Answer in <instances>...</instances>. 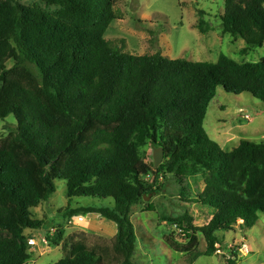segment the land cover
<instances>
[{"label": "trees", "instance_id": "trees-1", "mask_svg": "<svg viewBox=\"0 0 264 264\" xmlns=\"http://www.w3.org/2000/svg\"><path fill=\"white\" fill-rule=\"evenodd\" d=\"M43 1L54 9L0 0V119L13 115L18 125L0 141V264H34L27 232L45 221L33 210L58 180L69 200L113 201L75 212L112 222L116 236L66 239L59 226L46 235L64 251L55 264H135L132 210L161 190V180L174 182L184 202L215 211L202 227L187 212L176 220L184 241L174 233L166 240L191 264L218 251L219 233L255 226L264 214V143L243 140L224 151L204 121L218 88L264 104V58L239 63L220 55L211 63L134 55L123 51L124 40L105 37L122 0ZM222 2L223 33L251 50L263 47L264 0ZM198 29L207 32L203 19ZM147 147L163 148L158 168L147 161ZM232 254L227 264L237 263Z\"/></svg>", "mask_w": 264, "mask_h": 264}, {"label": "rangeland", "instance_id": "rangeland-1", "mask_svg": "<svg viewBox=\"0 0 264 264\" xmlns=\"http://www.w3.org/2000/svg\"><path fill=\"white\" fill-rule=\"evenodd\" d=\"M25 5H38L51 11L43 0H18ZM116 10L120 15L113 21L105 37L108 40H124L123 51L134 55L161 53L175 60L216 63L225 55L239 63H255L264 58V46L250 49L241 38L234 39L222 30L220 14L224 11L222 0H122ZM204 13V14H201ZM200 19L208 25L206 33L198 29ZM9 65L12 66V63ZM17 122L13 115L0 119V141L17 134ZM204 129L218 142L224 151H232L243 140L264 143V104L249 94L232 95L218 88L216 97L209 103ZM155 149H145L148 162H154ZM161 190L147 196L145 202L136 205L131 214L136 228L137 249L135 264H191L182 254L175 253L167 244L169 236L181 239L176 220L187 212L194 225H207L214 216V209L184 202L178 187L171 180H161ZM56 192L49 200L33 210L35 219L44 220L42 229L28 231L36 246L28 251L34 264H55L64 257L62 245L53 247L43 240L47 232L54 236L61 226L64 237L86 240L90 243L112 240L116 235L112 222L96 214L78 216L80 207H109L113 201L67 196L65 181L55 182ZM75 212V213H74ZM82 218L89 220L85 222ZM239 223V222H238ZM240 225L242 223H239ZM221 242L212 256H202L194 264H227L238 253L236 264H264V214L250 229L239 225L229 232L219 233ZM200 251H206L203 236L199 235ZM246 248L247 252L243 249Z\"/></svg>", "mask_w": 264, "mask_h": 264}, {"label": "water", "instance_id": "water-1", "mask_svg": "<svg viewBox=\"0 0 264 264\" xmlns=\"http://www.w3.org/2000/svg\"><path fill=\"white\" fill-rule=\"evenodd\" d=\"M163 160H164V150H163V148H159V149L155 150V152H154L155 168H158L162 164ZM243 251L247 252V249L244 248Z\"/></svg>", "mask_w": 264, "mask_h": 264}, {"label": "built area", "instance_id": "built-area-1", "mask_svg": "<svg viewBox=\"0 0 264 264\" xmlns=\"http://www.w3.org/2000/svg\"><path fill=\"white\" fill-rule=\"evenodd\" d=\"M82 220L85 221V222H88V223H89V220H87V219L82 218ZM239 223H243V221H242V220H239ZM43 241H44L45 243H47L46 238H45ZM28 244H29V246H36V245H37V242H36L35 239L32 238V239H29ZM217 245H218V244H217Z\"/></svg>", "mask_w": 264, "mask_h": 264}, {"label": "crops", "instance_id": "crops-1", "mask_svg": "<svg viewBox=\"0 0 264 264\" xmlns=\"http://www.w3.org/2000/svg\"><path fill=\"white\" fill-rule=\"evenodd\" d=\"M116 236V235H115Z\"/></svg>", "mask_w": 264, "mask_h": 264}]
</instances>
